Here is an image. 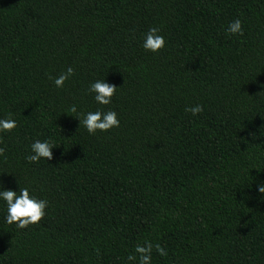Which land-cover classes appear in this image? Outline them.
Wrapping results in <instances>:
<instances>
[{
    "label": "trees",
    "instance_id": "obj_1",
    "mask_svg": "<svg viewBox=\"0 0 264 264\" xmlns=\"http://www.w3.org/2000/svg\"><path fill=\"white\" fill-rule=\"evenodd\" d=\"M73 105L119 127L89 134ZM0 119V184L48 201L25 228L0 201V264H135L145 241L151 264H264V0H0Z\"/></svg>",
    "mask_w": 264,
    "mask_h": 264
},
{
    "label": "clouds",
    "instance_id": "obj_2",
    "mask_svg": "<svg viewBox=\"0 0 264 264\" xmlns=\"http://www.w3.org/2000/svg\"><path fill=\"white\" fill-rule=\"evenodd\" d=\"M230 34H242V24L239 19L231 22L226 29ZM166 46L165 38L159 34V29L152 27L144 34L142 48L145 51L157 53ZM73 75V69L69 67L66 72L61 73L53 80L57 88H62L66 80ZM116 86L109 84L106 80H95L89 84L88 92L94 94V100L99 105H108L112 102V97L115 94ZM192 115H196L203 111L200 105L186 109ZM69 111L75 113L73 116L79 120V125L87 130L89 134H96L97 131L105 132L114 127H119L118 115L115 111L102 112L89 111L87 113H78L75 105L71 106ZM16 127V121L13 119H0V132H8ZM31 153L26 157L29 162H39L41 159H52V150L56 148L50 140H35L31 146ZM3 149H0L2 154ZM258 191L264 193V184L258 186ZM0 201L3 202L6 208L5 222L7 224H15L17 228H25L31 224L38 223L46 214L45 210L48 207V201L38 199L30 194L28 188H19V191L5 189L0 184ZM153 247L161 255H166L165 250L159 245L155 246L150 241H145L144 245H137L135 248L136 255H130L129 261L135 264H151V254Z\"/></svg>",
    "mask_w": 264,
    "mask_h": 264
}]
</instances>
